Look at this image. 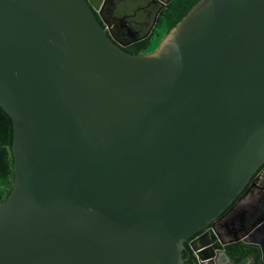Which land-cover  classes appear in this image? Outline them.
I'll list each match as a JSON object with an SVG mask.
<instances>
[{
    "label": "water",
    "instance_id": "1",
    "mask_svg": "<svg viewBox=\"0 0 264 264\" xmlns=\"http://www.w3.org/2000/svg\"><path fill=\"white\" fill-rule=\"evenodd\" d=\"M102 1L0 0V264H185L264 163V0H199L143 53Z\"/></svg>",
    "mask_w": 264,
    "mask_h": 264
},
{
    "label": "flooded vegetation",
    "instance_id": "2",
    "mask_svg": "<svg viewBox=\"0 0 264 264\" xmlns=\"http://www.w3.org/2000/svg\"><path fill=\"white\" fill-rule=\"evenodd\" d=\"M139 1L140 3L137 0H106L101 9L103 18L110 24L106 33L125 51L132 44L150 36L156 17L168 0ZM94 13L103 25L97 13ZM143 52L150 51L140 53ZM254 211L259 217L264 215V163L215 220L185 240L183 250H186L189 257L192 255L197 264L196 251L211 255L203 264H264V229L257 230V226L253 225L257 217L253 214ZM237 238L246 241H230ZM227 241L230 243L223 244ZM205 242L214 243L216 247L204 251L202 245Z\"/></svg>",
    "mask_w": 264,
    "mask_h": 264
},
{
    "label": "trees",
    "instance_id": "3",
    "mask_svg": "<svg viewBox=\"0 0 264 264\" xmlns=\"http://www.w3.org/2000/svg\"><path fill=\"white\" fill-rule=\"evenodd\" d=\"M199 0H170L159 11L156 24L148 38H143L132 44L126 51L129 53H140L141 51H153L157 42L167 33ZM155 35L156 43L153 47L151 37ZM12 120L10 116L0 107V203L7 197L11 189V166L12 158L8 155L12 143ZM185 264H197L195 258L184 249L182 252Z\"/></svg>",
    "mask_w": 264,
    "mask_h": 264
},
{
    "label": "rangeland",
    "instance_id": "4",
    "mask_svg": "<svg viewBox=\"0 0 264 264\" xmlns=\"http://www.w3.org/2000/svg\"><path fill=\"white\" fill-rule=\"evenodd\" d=\"M137 2L140 3L139 0H137ZM130 4H131V3H130ZM132 5H134V3H133ZM163 36H164V35H163ZM163 36H162V37H163ZM156 38H157V37H156L155 35H153V36L151 37V40H152V41H151V44H150L151 47H153V45L157 42V41H156ZM161 39H162V38H161ZM160 41H161V40H160ZM158 43H159V41L157 42V44H158Z\"/></svg>",
    "mask_w": 264,
    "mask_h": 264
}]
</instances>
